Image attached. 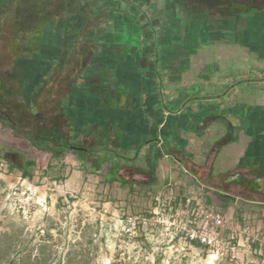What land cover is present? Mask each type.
Returning <instances> with one entry per match:
<instances>
[{
  "label": "crops",
  "instance_id": "0c3cea01",
  "mask_svg": "<svg viewBox=\"0 0 264 264\" xmlns=\"http://www.w3.org/2000/svg\"><path fill=\"white\" fill-rule=\"evenodd\" d=\"M46 2L53 3L45 16L8 36L0 88L11 90L17 116L41 118L30 133L36 142L64 141L66 159L78 165L68 188L87 170L108 182L146 180L150 190L191 175L202 187L218 191L221 181L243 194L238 168L264 172V9ZM36 4L0 0V32ZM66 145L87 149L96 163ZM225 191L218 192L234 197ZM252 191L263 204L264 192Z\"/></svg>",
  "mask_w": 264,
  "mask_h": 264
},
{
  "label": "rangeland",
  "instance_id": "374dc122",
  "mask_svg": "<svg viewBox=\"0 0 264 264\" xmlns=\"http://www.w3.org/2000/svg\"><path fill=\"white\" fill-rule=\"evenodd\" d=\"M12 96L0 88V264H210L211 254L213 264H264V203L252 191L264 192V172L238 168L250 199L240 187L219 181L216 189L234 197L224 195L189 174L150 190L146 180L108 182L86 170L68 188L78 165L66 159L64 141L32 144L16 126L27 113L17 116ZM216 213L219 222L209 217Z\"/></svg>",
  "mask_w": 264,
  "mask_h": 264
},
{
  "label": "trees",
  "instance_id": "16d2710c",
  "mask_svg": "<svg viewBox=\"0 0 264 264\" xmlns=\"http://www.w3.org/2000/svg\"><path fill=\"white\" fill-rule=\"evenodd\" d=\"M182 3L186 4L188 7H190L192 10H195L197 12H202L204 9L210 10L215 14L216 9L219 8H239L240 10H244L245 12L247 10L252 9L255 6H264V0H180ZM53 2H46V0H40V4H36V6L24 9L22 16L18 23H15L13 26H6L2 32H0V66L5 65L9 62L8 58V47H9V37L11 34L15 32V30H18L20 25H22L25 21L28 19L36 18L45 16L44 10L46 8H49L47 6H51ZM69 4V0H64V7H66ZM38 9V10H37ZM7 25V24H6ZM27 115H24V119H27V123L23 124L20 121L16 122L17 127L25 134V136L32 142V144H35V140L31 136V131L36 129V125L38 121H41V118L37 116H30L28 112ZM31 121V122H30ZM66 148L69 149H75L80 152H84L86 158L90 161H96L91 156H89V151L85 148H78L76 146H70L66 145ZM87 154V155H86ZM175 158L180 160L184 166L188 170L196 171L197 168H195L191 163L185 161L182 156H179L178 154H174ZM20 171L22 175L28 176V173L25 171L24 167H20ZM199 171V170H198ZM244 196H246L248 199L249 196L245 193H243ZM258 200H262V196L257 197ZM255 199V198H254Z\"/></svg>",
  "mask_w": 264,
  "mask_h": 264
},
{
  "label": "built area",
  "instance_id": "2783aa9c",
  "mask_svg": "<svg viewBox=\"0 0 264 264\" xmlns=\"http://www.w3.org/2000/svg\"><path fill=\"white\" fill-rule=\"evenodd\" d=\"M209 217H213L215 218L218 222L221 220V216L219 213H216L214 216L213 215H209ZM194 236L192 235L191 238H193ZM201 241H206L207 237L206 236H202L201 238Z\"/></svg>",
  "mask_w": 264,
  "mask_h": 264
},
{
  "label": "bare ground",
  "instance_id": "6f19581e",
  "mask_svg": "<svg viewBox=\"0 0 264 264\" xmlns=\"http://www.w3.org/2000/svg\"><path fill=\"white\" fill-rule=\"evenodd\" d=\"M216 258V255L215 254H211L210 256H209V263L210 264H213V260Z\"/></svg>",
  "mask_w": 264,
  "mask_h": 264
}]
</instances>
